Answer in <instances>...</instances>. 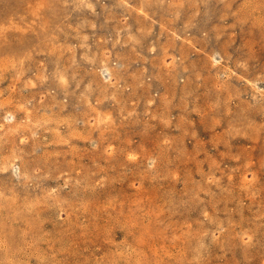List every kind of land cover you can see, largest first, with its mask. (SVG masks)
<instances>
[{
	"label": "rangeland",
	"instance_id": "1",
	"mask_svg": "<svg viewBox=\"0 0 264 264\" xmlns=\"http://www.w3.org/2000/svg\"><path fill=\"white\" fill-rule=\"evenodd\" d=\"M0 264H264V0H0Z\"/></svg>",
	"mask_w": 264,
	"mask_h": 264
}]
</instances>
